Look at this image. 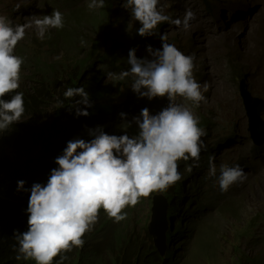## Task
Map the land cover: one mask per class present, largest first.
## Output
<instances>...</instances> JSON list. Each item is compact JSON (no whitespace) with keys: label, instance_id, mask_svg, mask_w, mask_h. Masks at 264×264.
Here are the masks:
<instances>
[{"label":"clouds","instance_id":"1","mask_svg":"<svg viewBox=\"0 0 264 264\" xmlns=\"http://www.w3.org/2000/svg\"><path fill=\"white\" fill-rule=\"evenodd\" d=\"M258 1H227L221 8L222 0H216L215 10L220 11L226 23L236 27L256 14ZM109 2L113 3L109 29L94 31L91 14L96 16ZM124 8L130 10L132 18L141 25L134 29L133 36L132 33L125 36L128 43L123 39L126 45L121 49L122 58L116 66L115 59L111 58L97 60L93 67L94 71L105 70L99 84L108 85L110 90L92 96L91 100L83 86L68 87L63 79L55 84L46 83L53 89L58 88V95L74 100L70 108L75 109L78 116L75 121L70 120V114L55 118V106L39 99L43 98L40 91L47 90L45 86L32 87L38 75L36 65L62 64L60 68L65 70L66 77L68 62L86 55L96 40L100 39L102 44L95 48L99 54L111 53L115 42L106 34L122 36L123 31L115 29L114 16ZM235 10L243 17L238 21H235ZM85 16H91L92 20L86 21ZM195 18L190 8L183 18H177L174 11L164 14L160 0H89L86 4L79 0H25L22 3L0 0V261L14 251L18 261L31 259L36 264H53L55 258L60 257L57 264H63L64 260H71L74 248L83 247V237L94 232L104 219L116 224L127 218V208L148 200L147 219L141 213L139 216L134 213L138 206L131 214L147 222L148 233L159 253L167 254L171 248L177 249L179 258L175 264H179L187 255L192 238L200 231L199 223L207 216L209 205L217 204L212 192L208 194V187L218 182L217 188L226 192L238 183V190L245 194V186L253 176L247 175L253 170L252 160L259 164L264 158V143L257 145L250 136L244 101L247 138L251 140L253 151L249 155L241 153L237 159L229 155L223 159L226 150H233L231 143H242L236 139L238 117L235 114L226 120L223 126L229 134L220 136L216 133L219 125L212 116L216 115L214 112L198 119L188 107L180 104L177 99L181 97L197 106L207 103L203 93L208 86L196 81L194 56L184 54L187 49L182 43L176 41L183 53L167 43L163 34L158 38L154 36L165 24L188 30ZM82 20L89 30H79V38H73L78 40L77 46L71 45L72 38L66 42L65 36L57 37L60 29L66 33L64 26ZM67 28L69 31L70 27ZM32 29L36 30L39 44L27 40ZM256 32L264 40V26ZM136 35L142 42H136ZM160 40L162 49H153L151 45ZM133 43L131 47L134 48L130 49L128 45ZM142 49L149 54H142ZM54 50H64L60 60L43 59L41 53ZM35 58L40 61H34ZM231 63L246 75L234 77ZM227 65L228 76L233 81L238 78V87L240 80L245 78L252 96L264 101L263 96L255 94L250 74L238 63V56L227 58ZM87 76V72L84 73L83 77ZM115 90L122 97L119 102L115 101ZM28 93L37 99L25 100ZM165 97L169 104L164 108ZM154 98L157 101L153 106L151 100ZM31 105L35 108L30 109ZM80 105L86 108L95 105L96 108L89 111L81 109ZM84 116L88 119L84 120ZM203 116L212 120L211 126L207 125L209 129L199 124ZM261 117L264 120V109ZM128 121L138 129L136 135L120 131L124 123L130 126ZM24 169H28L29 174L18 175ZM30 175H40L45 184L34 183ZM191 175L194 180L198 179L196 175L208 176L200 187L212 201H206V212L198 219L189 215L173 216L172 224L181 228L187 221L196 222L194 236L188 237L185 232L178 246L167 239L171 223L170 201L164 191L182 179L191 181ZM186 192L189 194V190ZM156 194L164 195L169 201L167 247L163 251L156 245L148 227ZM188 207L189 202L186 210ZM247 230L252 233L250 228ZM213 237L219 238L216 233ZM261 242L264 249V240ZM66 253L68 256L64 255ZM256 256L248 255L246 260ZM237 259L236 264L244 261L242 255Z\"/></svg>","mask_w":264,"mask_h":264},{"label":"rangeland","instance_id":"2","mask_svg":"<svg viewBox=\"0 0 264 264\" xmlns=\"http://www.w3.org/2000/svg\"><path fill=\"white\" fill-rule=\"evenodd\" d=\"M25 0H18L22 3ZM77 1V0H74ZM81 4H86L89 0H79ZM227 1L222 0L221 8ZM164 14L174 11L177 18L184 17L186 9H191L195 13V19L190 22V28L184 30L183 27L175 25H164L157 31L155 37L164 35L165 41L177 47L182 53V47L176 46L178 40L187 50L185 55L194 56V77L202 86L207 84L208 90L204 92L207 103L201 102L199 106L185 98H179V103L188 107L198 119L202 115L214 112L216 115V133L220 136H227L228 130L223 126L226 120L233 118L236 114L238 125L236 126V139L242 141L241 145L237 141L231 143L233 150H226L224 158L229 155L232 159L239 158L241 153L249 155L253 150L250 138H247V121L243 100L239 93L237 80L233 81L228 76L227 58L237 57L238 63L250 74L249 80L252 88L264 97V40L259 37L256 30H252L249 43H244V32L238 26L231 27L224 21L219 10H215L216 0L207 3L206 0H160ZM65 10L62 11L64 13ZM67 13V11H66ZM251 13L247 11V14ZM90 15V14H89ZM239 16V17H238ZM241 15L235 10V21L241 19ZM29 18L26 17V21ZM86 21H91V16H85ZM115 29L123 31L124 42L128 43L129 33L134 35V29L139 25L135 21L128 9H123L122 13L114 16ZM230 29L229 34L226 32ZM235 28V29H234ZM221 33V34H220ZM238 34V35H237ZM28 41L39 44V37L36 30L32 29L27 36ZM262 46H261V44ZM153 49H162V41L151 45ZM262 51V52H261ZM142 54H149L145 49L140 50ZM62 51H45L41 53L44 60H60ZM260 53V54H259ZM260 57V58H259ZM241 58V61L239 59ZM250 59V60H249ZM28 72V70H26ZM203 91V87L201 89ZM116 102L122 100L121 95L115 90ZM153 106L157 98L151 100ZM163 107H167L169 100L165 97L162 102ZM34 105L30 109H34ZM97 108H101L98 106ZM161 110H159L160 112ZM158 113V112H157ZM211 134V132H210ZM216 135L215 133H212ZM250 140V141H249ZM237 147V148H236ZM250 172L253 175L246 184L245 194L238 190V183L232 185L228 191L221 192L213 182L209 186L208 194L212 192L217 202L215 206L209 205L207 216L199 223L200 231L192 238L189 244L187 255L183 256L179 264H236L237 257L256 256L258 253L264 254L261 240H264V158L255 163L252 160ZM209 173V169H207ZM146 199V198H142ZM142 199L140 201H142ZM149 202L144 200L134 212L137 216L141 213L146 219L149 215ZM222 212V213H220ZM247 228L252 231L248 233ZM218 234L219 238L213 237ZM259 238L261 240H256Z\"/></svg>","mask_w":264,"mask_h":264},{"label":"trees","instance_id":"3","mask_svg":"<svg viewBox=\"0 0 264 264\" xmlns=\"http://www.w3.org/2000/svg\"><path fill=\"white\" fill-rule=\"evenodd\" d=\"M110 3V2H109ZM113 11V3L111 2L108 7L102 8L96 16L91 14L93 17V30L96 31L98 28L100 29H109L110 16ZM70 27L69 31L68 28ZM66 33L63 29H60V34L57 37L65 36L66 42L72 38L71 45L77 46L79 44L78 40H74L73 38H79V30L88 29L89 26L85 25L83 20L82 22L76 21L73 25L67 26ZM159 27H162L160 25ZM107 37L114 40L113 50L111 53L99 54L96 47H101V40L98 39L94 43H92V47L87 51L86 55L83 57H79L76 59H71L68 66H65L67 69V75L65 77V70L60 68L62 64H37L36 68L38 71L37 77L34 79V83L32 85L33 89L37 88L39 85L45 86L46 91L41 90L40 92L43 94V98H39L41 102H46L48 104H53L54 108V116L55 118H59L62 114H70V120L75 121L78 117L76 116L75 109L70 108L74 103V100L67 99L64 95L59 94L58 88H52L50 84H46L48 82H52L55 84L59 80L63 81L68 87H81L83 86L85 90L90 94V99L92 100V96L96 97L97 95L105 92V90H110L111 87L108 85L101 86L99 84L100 80L105 75V70L103 68L94 71L93 67L97 60H107L114 58L115 63L114 66L119 62L118 60L122 54V47L126 45L123 42V38L120 35H111L107 32ZM150 38V37H149ZM136 42H142L141 38L136 35ZM140 40V41H139ZM133 44L128 45L130 49ZM123 51H125L123 49ZM20 52H23L22 50ZM116 53V55L114 54ZM34 61L39 62L38 58H35ZM58 65V66H57ZM230 69L232 70V74L234 77H242L246 75L242 69L238 68L236 64H230ZM88 74L87 77H83L84 73ZM48 86V87H47ZM35 96V95H34ZM32 96L30 93L27 94L25 100L29 98L37 99ZM76 99H80L76 97ZM64 100V101H62ZM61 101L63 103H61ZM84 110H93L96 108L94 105L92 108H86L84 105L79 106ZM109 109H105L108 111ZM84 120L88 119L87 116L83 117ZM130 126L122 125L120 131L125 130V132L129 133V136L136 135L138 133V129L135 127L132 121L127 122ZM201 126L204 128H208L211 126L212 120L208 116H203L199 121ZM208 125V126H207ZM124 132L122 131V134ZM209 134V133H208ZM193 163V161H191ZM181 165V161L179 162ZM29 174L28 169H24L23 172H20L18 175ZM190 176V175H188ZM191 175V181L189 179V183L182 179L177 182L175 185L168 188L164 191L165 195L169 198L170 201V210L169 217L171 219L170 227L167 232V239L170 240V243L181 245V237L186 232L188 237H192L196 232V222H185L183 228L179 225L172 224V218L175 215L186 216L189 215L193 218H200L206 212V206L204 204L207 200L212 201L210 196H207L202 190L201 183L205 180V175H196L198 177L197 180ZM32 181L34 183H41L42 185L45 182L41 179L40 175H30ZM187 184V186H186ZM186 186V187H185ZM189 190V194L186 192ZM186 201L189 202V207L186 210ZM186 203V204H185ZM139 206V203L135 207L127 208L129 211L127 212V218L120 221L115 222L111 219H104L103 223L96 228L93 232L87 233L83 239L85 243L82 248H74L71 251L73 255L71 260H64L63 264H175L177 259L179 258V253H177L176 248H171L170 252L167 254H161L155 248L152 237L148 233L147 222L143 220V217L139 219L135 218L131 212ZM114 228V229H112ZM261 251L264 253V249ZM16 253L14 251H10L5 259H2L0 263L2 264H36L34 260H16ZM68 256V253L64 254ZM60 260V257L55 258L53 264H57ZM242 261V258H241ZM241 264H264V254L258 253L256 257L245 259Z\"/></svg>","mask_w":264,"mask_h":264},{"label":"water","instance_id":"4","mask_svg":"<svg viewBox=\"0 0 264 264\" xmlns=\"http://www.w3.org/2000/svg\"><path fill=\"white\" fill-rule=\"evenodd\" d=\"M239 89L249 117L248 130L250 136L255 144L262 145L264 143V120L261 117V113L264 109V101L259 97L252 96L245 78L240 80ZM168 204V198L164 195L156 194L154 196L151 221L148 225L149 232L154 236L156 245L162 251L167 247Z\"/></svg>","mask_w":264,"mask_h":264},{"label":"bare ground","instance_id":"5","mask_svg":"<svg viewBox=\"0 0 264 264\" xmlns=\"http://www.w3.org/2000/svg\"><path fill=\"white\" fill-rule=\"evenodd\" d=\"M257 3L259 4V8H258V11L256 12V14L252 18L244 20L238 26V29H241L244 32L243 37H244V43L245 44L249 43V38L251 37L252 30H257V28L264 26V0H259ZM230 31H232V29L229 28V30L226 33L229 34ZM261 46H262V44H261Z\"/></svg>","mask_w":264,"mask_h":264}]
</instances>
